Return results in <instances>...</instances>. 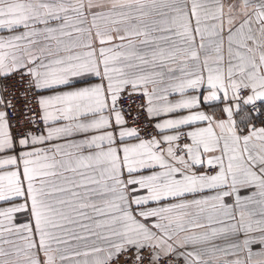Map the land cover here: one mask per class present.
I'll return each instance as SVG.
<instances>
[{"label": "snow or ice", "instance_id": "obj_1", "mask_svg": "<svg viewBox=\"0 0 264 264\" xmlns=\"http://www.w3.org/2000/svg\"><path fill=\"white\" fill-rule=\"evenodd\" d=\"M0 202V264H264V0H0Z\"/></svg>", "mask_w": 264, "mask_h": 264}, {"label": "built area", "instance_id": "obj_2", "mask_svg": "<svg viewBox=\"0 0 264 264\" xmlns=\"http://www.w3.org/2000/svg\"><path fill=\"white\" fill-rule=\"evenodd\" d=\"M5 84L9 85L7 88V91L9 94H14L17 92L22 85L18 83L17 78H13L10 81H6ZM129 93L131 91H128ZM15 103V100L13 101ZM30 103L35 105V100L31 99ZM121 107L126 109L125 112V118L128 121V124L132 127H135L141 134V137L143 138H150L151 137H157L158 129L154 127V120L149 117L146 113V109L144 107L145 105V97L140 94H130L125 95L121 101H120ZM21 120L17 121L18 124L22 123ZM254 123H256L257 127L262 126L259 122V120H255ZM23 131V129H21ZM179 260L177 258H174L172 261V264H178ZM145 264H148L147 261H145Z\"/></svg>", "mask_w": 264, "mask_h": 264}, {"label": "crops", "instance_id": "obj_3", "mask_svg": "<svg viewBox=\"0 0 264 264\" xmlns=\"http://www.w3.org/2000/svg\"><path fill=\"white\" fill-rule=\"evenodd\" d=\"M224 2L227 4V3H230L232 2V0H224ZM4 34H7L6 32H4ZM92 82H95V81H92ZM77 86H85L82 82L81 83H78ZM127 91H131V89H128ZM43 94H47V92H43ZM145 103H146V99H145ZM222 108H223V105L220 104L219 102H213L211 104H203L201 105V110H203L204 112H206L207 114L209 115H216L218 118H221L223 117V113H222ZM152 118V117H151ZM154 120V122H156L157 120H159L160 118L157 117V118H152ZM198 126H205L203 124L201 125H198ZM159 131V130H158ZM143 138V137H141ZM158 138V137H157ZM144 139H147V138H144ZM131 143H136L138 141H135V140H132L130 141ZM246 194L245 192H241V195H244ZM11 206L9 203H5V202H0V208H3V207H9ZM18 215V220L17 222H20L19 221V214ZM179 260V263L178 264H183V260L180 259V258H177Z\"/></svg>", "mask_w": 264, "mask_h": 264}]
</instances>
